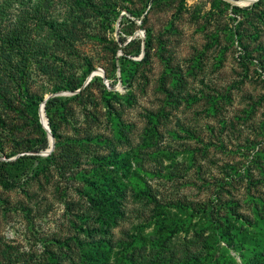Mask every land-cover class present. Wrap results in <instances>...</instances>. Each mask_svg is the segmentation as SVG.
<instances>
[{"label":"rangeland","instance_id":"obj_1","mask_svg":"<svg viewBox=\"0 0 264 264\" xmlns=\"http://www.w3.org/2000/svg\"><path fill=\"white\" fill-rule=\"evenodd\" d=\"M40 1L0 0V23L8 29L25 13L31 17ZM126 1L121 5L138 15L143 13L145 24L127 10H122L109 27L90 16L89 24L77 29L79 38L73 53L63 55L74 65L73 70L65 66L67 71L81 76L90 62L96 68L93 73L102 70L105 75H96L101 80L91 83L92 79L82 97L69 103L64 116L54 115L58 132L81 158L80 169H91L94 155L115 151L128 156L134 172L157 173L141 175L162 206L183 202L210 208L228 201L239 213L254 219L256 205L264 212V5L255 7L259 0L241 6L226 0L222 1L228 6L215 4V0H168L152 8L148 0ZM64 3L54 0L50 12L65 13ZM233 7L245 11L234 12ZM124 17L135 20L136 25H121ZM145 29H150L154 38L149 62L138 69L130 84L117 83L123 48L137 37L146 40ZM121 37L128 38L126 44L120 43ZM113 41L119 43L116 55ZM129 58L141 61L144 54ZM167 64L172 74L165 76ZM29 65L24 79L30 92L45 98L71 97L80 92L51 93L57 77L43 73L38 64ZM176 78L180 81L177 86ZM104 88L129 97L113 101V115L105 106ZM12 94L17 95L15 103L23 109L16 91ZM0 110L9 125L21 128L15 136L9 131L3 134L5 152L0 160L38 155L23 152L10 159L3 157L17 151V141L22 140L27 147V139L38 141L42 135L30 119ZM116 120L123 125L125 138L117 137ZM91 137H101V142L85 141ZM44 152L40 156L46 157ZM62 156L64 152L60 151L58 158L63 164ZM76 167L70 166L65 177L51 168L21 189L5 191L0 186V197L7 202V210L4 204L0 206V246L5 244L18 253L16 264H51L49 253L55 254V263L79 264L74 248L61 249L57 243L85 237L78 230L81 224L75 216L89 213L90 209L86 198L77 191L83 184L73 178ZM126 183L132 191L131 184ZM123 204L126 216L110 235L115 247L114 264L121 259V244L141 229L148 238L155 228L153 224L149 226L154 203L138 200L129 192ZM182 238L173 241L175 250L182 247ZM231 253L240 263V257Z\"/></svg>","mask_w":264,"mask_h":264},{"label":"trees","instance_id":"obj_2","mask_svg":"<svg viewBox=\"0 0 264 264\" xmlns=\"http://www.w3.org/2000/svg\"><path fill=\"white\" fill-rule=\"evenodd\" d=\"M65 13L57 14L50 12L53 4L51 0H42L34 10V15L25 13L20 16L17 24L8 29L0 23V109L10 110L18 114L21 119H30V124L36 126L42 135L40 140L27 139L26 145L22 140L17 141V151L5 154L3 157L10 159L20 153L32 152L38 155H20L14 161L0 160V186L3 190L21 189L40 174L49 170H56L65 177L70 166H77L73 178L83 185L77 191L86 198L89 204V213L76 215V221L80 222L78 230L85 236L84 239L74 237L65 241L58 240L61 249H73L78 254L79 264H114L112 252L114 244L110 239L111 232L126 216L124 200L129 192L138 200L148 201L155 204L153 214L150 216L149 226L154 225L153 235L146 238L145 230L141 229L131 236L126 244H121V259L119 264H264V212L256 205L253 210L254 219L245 217L235 208L233 202L223 204L218 202L210 208L205 206L195 207L189 203L170 202L162 206L152 193V188L142 178L143 174L155 175L144 170L133 171L132 165L124 153L112 152L109 155H94L91 158V169H80L81 158L76 157V152L70 142L65 141L58 132V126L54 115L64 116L65 109L70 102L82 97V93L94 80H101L94 76L91 83L83 90L88 77L96 70L92 63L87 62L82 75L73 70L74 65L69 64L63 58L64 54L73 53V47L79 27L88 25L87 19L98 17L104 27L119 19L122 10H127L137 20L143 13L138 15L125 5L126 0H64ZM151 7L168 0H148ZM215 4L228 3L215 0ZM264 5V0H259L255 7ZM234 12H244L245 9L233 7ZM3 20V17L1 18ZM125 21V22H124ZM130 23L136 25V21L124 17L121 25ZM146 40L139 37L130 41L123 51L125 55L120 58L121 82L124 86L130 84L136 76L138 69L147 64L153 50V34L150 29H145ZM127 37H121L120 43L126 44ZM113 53L119 51V43L113 41ZM145 50L143 60L134 61L129 56L137 57ZM248 51V48H246ZM20 58L15 60V57ZM35 63L45 74L53 73L57 78L51 93L69 91L79 93L71 97H52L45 104V114L49 120L50 129L56 139V148L49 156L42 157L40 153L50 148V139L47 131L41 124L39 117L40 106L45 100L44 95L30 92L24 79L30 67L29 63ZM53 62V65L50 63ZM56 63V64H54ZM22 68L20 69V67ZM113 69L118 71V65L114 62ZM172 74V68L167 64L165 76ZM180 82L177 78L174 84ZM112 86H115L112 84ZM21 98V106L16 105L14 98ZM104 103L110 115L114 114L113 101L129 97L120 95L117 91H109L104 88ZM215 104H213V107ZM214 109V108H213ZM27 115H30L27 116ZM0 155L5 150L3 134L8 132L16 135L21 128L9 125L8 120L3 118L0 110ZM116 135L125 138L123 125L116 120ZM88 143H100L101 137H91L85 140ZM80 145L84 144L79 142ZM64 163H60L58 153ZM106 170L105 173L100 171ZM126 182L133 187L129 191ZM6 200L0 197V206ZM260 204V203H258ZM175 209L176 212H173ZM93 222V223H91ZM74 225H78L76 222ZM77 227V226H76ZM183 237V245L180 250H175L173 241ZM73 242V245L71 244ZM1 244V243H0ZM11 247L4 244L0 246V264H16L19 262L18 253L11 251ZM240 257L241 262L231 253ZM51 264L55 263V254H48ZM4 259L5 262H2ZM121 262V263H120Z\"/></svg>","mask_w":264,"mask_h":264},{"label":"water","instance_id":"obj_3","mask_svg":"<svg viewBox=\"0 0 264 264\" xmlns=\"http://www.w3.org/2000/svg\"><path fill=\"white\" fill-rule=\"evenodd\" d=\"M226 1L230 2L232 5L241 6V5H250V4H253V3L257 2L258 0H226ZM143 54L145 55V50H143ZM96 75H100V76H103L104 77L105 74H104V72L102 70H99L98 72L93 73L87 79V81L84 84L83 88L85 86H87L89 84V82L92 80V78L94 76H96ZM79 91H81V90H78V92ZM53 96H55V95L46 97L45 100L43 101V103L41 104L40 110H39L41 124L43 125L44 129L47 131L48 137L50 139V149H48L46 152H44L46 156L50 155L53 152L54 148H55V138L52 135V132H51L49 123H48L47 118H46V115H45V104Z\"/></svg>","mask_w":264,"mask_h":264}]
</instances>
